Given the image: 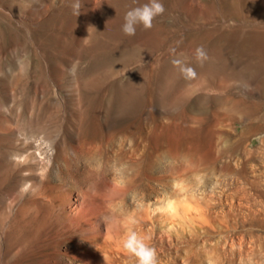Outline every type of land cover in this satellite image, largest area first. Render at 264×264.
Listing matches in <instances>:
<instances>
[{"label":"bare ground","instance_id":"6f19581e","mask_svg":"<svg viewBox=\"0 0 264 264\" xmlns=\"http://www.w3.org/2000/svg\"><path fill=\"white\" fill-rule=\"evenodd\" d=\"M6 1L0 0V14L10 27L20 7ZM161 2L164 14L150 30L137 26L134 36L121 31L124 15L148 0H104L100 13L84 20H76L80 12L71 9L63 30L47 37L68 41L77 62L87 67L131 58L148 82L147 97L131 102L121 97L119 78L98 88L89 108L92 117L78 120L73 138L68 132L64 136V151L72 149L73 158L64 161L63 181L28 185L26 238L11 243L0 264H135L121 247L128 230L155 248L158 264H264V168L257 169L240 151L245 140L236 139L233 129L243 117L229 94L242 79L234 70L241 63L252 81L264 82V0ZM231 11L236 23L228 21ZM200 47L207 57L202 62L196 58ZM174 59L193 67L196 77L185 78ZM215 67L221 94L211 97ZM195 80L205 82L204 94L192 108L182 99V113L153 115L161 84L174 81L182 92ZM200 108L203 112L192 113ZM97 157L120 162L121 176L108 175L102 163L83 165ZM192 178L200 185L227 179L232 187L207 193L194 188Z\"/></svg>","mask_w":264,"mask_h":264},{"label":"rangeland","instance_id":"374dc122","mask_svg":"<svg viewBox=\"0 0 264 264\" xmlns=\"http://www.w3.org/2000/svg\"><path fill=\"white\" fill-rule=\"evenodd\" d=\"M55 1L30 0L28 3L15 0L16 7L19 5L20 8H16L17 17L10 27L6 25L5 16L0 14V258H3L11 243L20 237L26 238L32 200L29 193L31 186L28 185L47 182L60 186L63 181L64 161L68 155L73 158L72 149L68 153L64 151V136L68 132L73 138L79 128L78 120L92 117L89 108L98 88H105L113 78H119L121 90L118 94L121 97L130 102L139 101L140 95L147 97L144 93L148 82L143 78L141 66L129 61L131 58L121 56L109 65L87 67L77 62L68 48V41L51 40L63 30L69 19V10H77L80 13L75 19L84 20L90 13H100L104 0H62L61 4ZM76 4H79L78 9L74 7ZM237 20L234 11H231L228 21L236 23ZM41 35H45L46 39ZM47 37L51 39L47 40ZM215 68L210 80L215 89L210 92L211 97L221 94L218 87L220 73ZM234 70L242 79L236 80L229 94L234 101H238L239 117H243V120L241 124L235 125L233 132L236 139L242 135L245 141H242L240 151L252 157L256 168L260 170L264 168V82L261 84L248 77L245 62ZM203 84V80L187 84L182 90L184 94L179 92L174 81L161 84V87L165 86L157 89L151 105L153 115L162 117L182 113L184 108L178 106L182 99L188 100L186 106L192 108L194 101L204 94L201 88ZM181 93L183 97L180 98L178 96H182ZM199 110L192 113L203 112L201 108ZM106 131L103 129L104 133ZM100 159L83 160V165L97 167L102 163L108 175L121 176L120 162L109 158ZM194 179L190 180L194 188L207 193L210 188L232 187L227 179L221 183L207 179L203 185Z\"/></svg>","mask_w":264,"mask_h":264},{"label":"clouds","instance_id":"9594fccd","mask_svg":"<svg viewBox=\"0 0 264 264\" xmlns=\"http://www.w3.org/2000/svg\"><path fill=\"white\" fill-rule=\"evenodd\" d=\"M74 7L78 9L79 4L74 5ZM164 12L165 7L161 0H148V3L130 8L125 13L121 31L126 36H134L137 26H142L144 30H150L153 27L154 19L163 15ZM84 40H87V38ZM196 58L200 62L207 58L202 47L196 49ZM172 63L178 66L183 65L180 59H174ZM180 71L188 79L197 75L195 69L190 66H181ZM121 247L126 253L135 258V264H158L155 248L145 243V240L134 230L125 232L121 239Z\"/></svg>","mask_w":264,"mask_h":264}]
</instances>
